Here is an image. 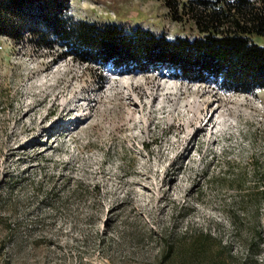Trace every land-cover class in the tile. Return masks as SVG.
Returning <instances> with one entry per match:
<instances>
[{"label":"rangeland","instance_id":"obj_1","mask_svg":"<svg viewBox=\"0 0 264 264\" xmlns=\"http://www.w3.org/2000/svg\"><path fill=\"white\" fill-rule=\"evenodd\" d=\"M68 14L199 35L163 0H70ZM174 74L101 71L0 35V264H264L250 197L264 88Z\"/></svg>","mask_w":264,"mask_h":264},{"label":"trees","instance_id":"obj_2","mask_svg":"<svg viewBox=\"0 0 264 264\" xmlns=\"http://www.w3.org/2000/svg\"><path fill=\"white\" fill-rule=\"evenodd\" d=\"M163 1L174 20L193 19L199 35L169 39L150 29L75 20L68 14L70 0H0V35L101 71L107 65L142 72L164 67L190 81L212 79L230 91L264 88V45L253 39L264 38V0ZM254 173L250 197L260 208L264 172Z\"/></svg>","mask_w":264,"mask_h":264},{"label":"bare ground","instance_id":"obj_3","mask_svg":"<svg viewBox=\"0 0 264 264\" xmlns=\"http://www.w3.org/2000/svg\"><path fill=\"white\" fill-rule=\"evenodd\" d=\"M54 128H55V127H54ZM51 129H53V127H52Z\"/></svg>","mask_w":264,"mask_h":264}]
</instances>
